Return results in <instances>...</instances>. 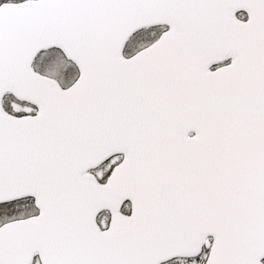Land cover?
Wrapping results in <instances>:
<instances>
[{
    "label": "snow or ice",
    "instance_id": "obj_1",
    "mask_svg": "<svg viewBox=\"0 0 264 264\" xmlns=\"http://www.w3.org/2000/svg\"><path fill=\"white\" fill-rule=\"evenodd\" d=\"M0 264H264V0H0Z\"/></svg>",
    "mask_w": 264,
    "mask_h": 264
}]
</instances>
